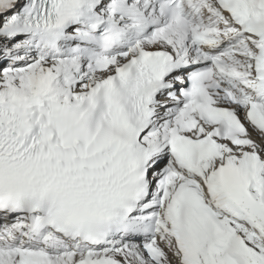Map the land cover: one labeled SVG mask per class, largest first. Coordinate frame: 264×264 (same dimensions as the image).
<instances>
[{
	"label": "snow or ice",
	"instance_id": "obj_1",
	"mask_svg": "<svg viewBox=\"0 0 264 264\" xmlns=\"http://www.w3.org/2000/svg\"><path fill=\"white\" fill-rule=\"evenodd\" d=\"M0 264H264V0H0Z\"/></svg>",
	"mask_w": 264,
	"mask_h": 264
}]
</instances>
